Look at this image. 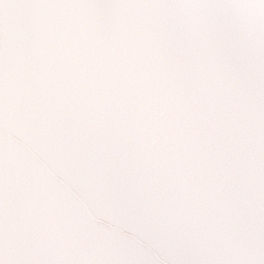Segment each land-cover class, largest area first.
I'll return each instance as SVG.
<instances>
[{
  "label": "water",
  "instance_id": "95a60500",
  "mask_svg": "<svg viewBox=\"0 0 264 264\" xmlns=\"http://www.w3.org/2000/svg\"><path fill=\"white\" fill-rule=\"evenodd\" d=\"M0 264H264V0H0Z\"/></svg>",
  "mask_w": 264,
  "mask_h": 264
}]
</instances>
